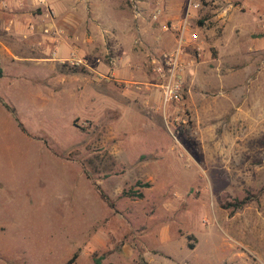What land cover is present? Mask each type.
Returning a JSON list of instances; mask_svg holds the SVG:
<instances>
[{
    "label": "rangeland",
    "instance_id": "1",
    "mask_svg": "<svg viewBox=\"0 0 264 264\" xmlns=\"http://www.w3.org/2000/svg\"><path fill=\"white\" fill-rule=\"evenodd\" d=\"M61 3L0 53V264H264V0Z\"/></svg>",
    "mask_w": 264,
    "mask_h": 264
},
{
    "label": "crops",
    "instance_id": "2",
    "mask_svg": "<svg viewBox=\"0 0 264 264\" xmlns=\"http://www.w3.org/2000/svg\"><path fill=\"white\" fill-rule=\"evenodd\" d=\"M62 6L61 0H44L43 4H40L39 0H0V53L2 56L9 59L10 62L15 61L18 55L22 54L25 41L29 42L33 37L41 34L44 27L56 29L55 22L59 19L66 24H71V14L74 12H69V16H67L66 12L68 11ZM45 13L51 17L46 19ZM47 23L49 25H46ZM48 39L50 43L45 45L47 51L56 50V52H52L55 57L65 53L66 49L62 43L59 47H54L52 40ZM29 44L33 49L37 46L30 42ZM39 44L38 46L41 47ZM51 60L54 61L56 58Z\"/></svg>",
    "mask_w": 264,
    "mask_h": 264
},
{
    "label": "built area",
    "instance_id": "3",
    "mask_svg": "<svg viewBox=\"0 0 264 264\" xmlns=\"http://www.w3.org/2000/svg\"><path fill=\"white\" fill-rule=\"evenodd\" d=\"M40 4L44 0H39ZM200 7L199 3H190L185 14L184 20L178 26L177 48L174 53L165 58L164 67L166 68L165 84L163 85L162 98L163 102L169 103L179 101L182 98V68L180 65V57L184 53V47L187 43H195L199 36L195 33H190V19L192 14L191 10H196ZM47 32V30L45 31Z\"/></svg>",
    "mask_w": 264,
    "mask_h": 264
},
{
    "label": "trees",
    "instance_id": "4",
    "mask_svg": "<svg viewBox=\"0 0 264 264\" xmlns=\"http://www.w3.org/2000/svg\"><path fill=\"white\" fill-rule=\"evenodd\" d=\"M135 196H137V197H141V194L138 193V194H135ZM103 199L106 200L105 197H103ZM245 204H246V200L236 201V202H234L233 204H231V207H232L233 209H240V208H242ZM75 258H76L75 255L72 256V257H71L66 263H64V264H73L74 261H75ZM101 260H102V258H94L92 264H100V263H101Z\"/></svg>",
    "mask_w": 264,
    "mask_h": 264
}]
</instances>
